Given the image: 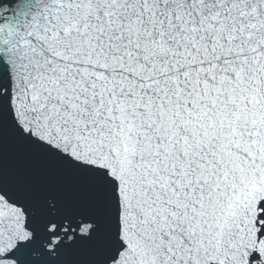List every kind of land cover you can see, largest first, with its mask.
Segmentation results:
<instances>
[{"label":"snow or ice","instance_id":"obj_1","mask_svg":"<svg viewBox=\"0 0 264 264\" xmlns=\"http://www.w3.org/2000/svg\"><path fill=\"white\" fill-rule=\"evenodd\" d=\"M264 264V0H0V264Z\"/></svg>","mask_w":264,"mask_h":264},{"label":"water","instance_id":"obj_2","mask_svg":"<svg viewBox=\"0 0 264 264\" xmlns=\"http://www.w3.org/2000/svg\"><path fill=\"white\" fill-rule=\"evenodd\" d=\"M90 258V254L83 249H75L60 258L61 264H79L80 261Z\"/></svg>","mask_w":264,"mask_h":264}]
</instances>
